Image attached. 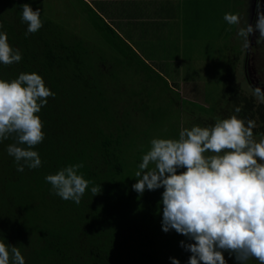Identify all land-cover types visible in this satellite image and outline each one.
<instances>
[{
  "label": "trees",
  "instance_id": "obj_1",
  "mask_svg": "<svg viewBox=\"0 0 264 264\" xmlns=\"http://www.w3.org/2000/svg\"><path fill=\"white\" fill-rule=\"evenodd\" d=\"M74 1L102 43L54 19L38 6L41 0H0V31L22 54L18 63H0V79L35 72L55 93L37 113L45 133L33 148L42 161L39 168L17 171L15 158L7 152L14 138L0 141V239L17 246L25 264H164L161 241L156 240L167 237L159 233L158 223L163 188L142 195L132 188L140 154L148 150L131 137L127 116L141 92L130 89L137 75L157 80L166 92L168 83L147 54L149 42H131L89 2ZM24 3L41 10L43 26L36 33L25 35ZM235 83L227 84L231 101L222 119L241 107L236 115L255 121L253 134L259 141L264 135V103L243 94ZM120 102L130 109L118 112ZM123 114L125 118L116 122ZM170 138L176 139L175 134ZM81 163L78 174L90 183L76 204L55 195L45 177ZM93 187H100L94 196ZM181 241L189 242L178 234L176 242ZM246 264L259 261L250 258Z\"/></svg>",
  "mask_w": 264,
  "mask_h": 264
},
{
  "label": "clouds",
  "instance_id": "obj_2",
  "mask_svg": "<svg viewBox=\"0 0 264 264\" xmlns=\"http://www.w3.org/2000/svg\"><path fill=\"white\" fill-rule=\"evenodd\" d=\"M40 13L30 3L22 4L25 35L41 29ZM224 20L229 25L240 22L239 15L233 13H225ZM256 32L257 45L264 44V11L259 0L255 24L238 30L244 49L251 48L249 37ZM21 59V52L9 44L7 33L0 31V63L11 65ZM252 92L264 103V89L256 86ZM54 96L35 72H22L10 81L0 79V141L14 138L7 152L15 158L19 172L25 166H41L40 155L33 150L45 138L37 113ZM240 112L241 107H235V113ZM236 114L218 118L214 125L182 128L178 139L153 138L135 172L132 188L138 194L163 188L162 230H175L191 241H181L191 253L188 264H227L225 251L239 264L250 258L264 264V135L257 141L255 121H245ZM82 167V163L69 165L45 179L55 195L79 204L90 183L78 174ZM91 191L94 196L100 187ZM4 240L0 239V264H25L20 249ZM170 259L180 264L175 257Z\"/></svg>",
  "mask_w": 264,
  "mask_h": 264
},
{
  "label": "rangeland",
  "instance_id": "obj_3",
  "mask_svg": "<svg viewBox=\"0 0 264 264\" xmlns=\"http://www.w3.org/2000/svg\"><path fill=\"white\" fill-rule=\"evenodd\" d=\"M159 1L175 5L182 3L186 14L185 18L176 15L180 28L178 35L181 36L177 43L174 37L165 40L154 38L155 44L148 45L147 48L154 67L168 83L167 92L160 82L151 81L142 73L135 77L136 81L131 87L126 86L132 92L141 91L136 96L135 105L127 119L128 124L132 125L131 137L137 138L139 146H144L147 150H150L153 138H170L175 134L177 139L182 128L210 126L218 118L222 119L223 110H228L231 101V93L227 87L229 81H235L243 94L254 96L243 76V38L238 36L239 28L245 27L246 22L245 0ZM41 5L44 11L48 9L54 14V19H61L65 26L72 28L80 36L102 43L74 0H41L38 6ZM225 13L238 14L239 24L229 25L224 20ZM136 47L139 49L140 46ZM250 56L252 70L257 66L252 74L257 84L264 89V50L262 53L252 51ZM253 58H257L255 65ZM115 72L117 73L116 69ZM255 99L257 100L256 97ZM117 106L118 112L130 109L126 104L123 107L122 102ZM124 118V114L123 117L118 116L116 122ZM144 154L146 153L140 154L141 159ZM158 219L162 227V216ZM159 233L171 237L170 240L163 235L164 238H156L158 242L161 241L160 257L164 264H173L171 257L178 259L180 264H187L191 253L181 246V242H176L178 233L175 230L166 233L162 229ZM166 242L170 245H165ZM224 256L227 264H239L234 255L225 251Z\"/></svg>",
  "mask_w": 264,
  "mask_h": 264
},
{
  "label": "crops",
  "instance_id": "obj_4",
  "mask_svg": "<svg viewBox=\"0 0 264 264\" xmlns=\"http://www.w3.org/2000/svg\"><path fill=\"white\" fill-rule=\"evenodd\" d=\"M86 1L133 43L149 42V45H153L154 38L165 40L172 37L177 43L181 39L176 15L185 18L186 8L182 3L175 5L159 0Z\"/></svg>",
  "mask_w": 264,
  "mask_h": 264
},
{
  "label": "flooded vegetation",
  "instance_id": "obj_5",
  "mask_svg": "<svg viewBox=\"0 0 264 264\" xmlns=\"http://www.w3.org/2000/svg\"><path fill=\"white\" fill-rule=\"evenodd\" d=\"M259 2H260L261 10L264 11V0H259ZM246 14H247V16H246L245 27L248 23H251L254 25L256 22V18H257V0H248L247 6H246ZM258 35H259L258 32L251 35L249 37L250 42H251V48L248 50H246V49L243 50V58H242L243 59V66H244V75L243 76H244L245 82L247 83V85L251 89H253L254 87L259 86V85L257 84V80H256L255 76H253V74H252L253 71L257 70V66H256V68H254L252 70L251 65L249 63V59L251 58L250 55H251L252 51L262 53L264 50L263 44L257 45V43H256V39H257ZM258 48L261 50H259ZM256 62H257V58H253L254 65L256 64Z\"/></svg>",
  "mask_w": 264,
  "mask_h": 264
}]
</instances>
